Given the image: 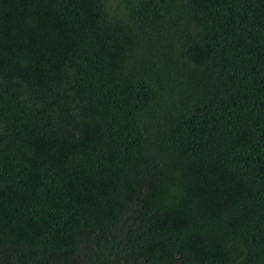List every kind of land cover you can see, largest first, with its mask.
Listing matches in <instances>:
<instances>
[{
	"label": "trees",
	"instance_id": "1",
	"mask_svg": "<svg viewBox=\"0 0 264 264\" xmlns=\"http://www.w3.org/2000/svg\"><path fill=\"white\" fill-rule=\"evenodd\" d=\"M0 264H264V0H0Z\"/></svg>",
	"mask_w": 264,
	"mask_h": 264
}]
</instances>
